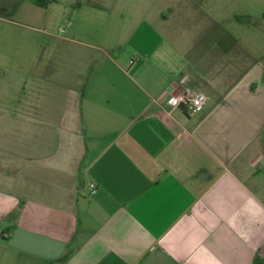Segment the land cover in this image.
Returning <instances> with one entry per match:
<instances>
[{"label":"crops","instance_id":"obj_1","mask_svg":"<svg viewBox=\"0 0 264 264\" xmlns=\"http://www.w3.org/2000/svg\"><path fill=\"white\" fill-rule=\"evenodd\" d=\"M229 1L99 0L143 20L0 91V264H264V45Z\"/></svg>","mask_w":264,"mask_h":264},{"label":"rangeland","instance_id":"obj_2","mask_svg":"<svg viewBox=\"0 0 264 264\" xmlns=\"http://www.w3.org/2000/svg\"><path fill=\"white\" fill-rule=\"evenodd\" d=\"M99 3V0H0V91L6 103L12 100L14 92L17 99L28 97L36 70L44 71V66L34 62L48 41L67 36L82 42L113 45L119 42L113 34L115 23L126 19L136 27L143 20L108 15L109 10L99 7ZM127 3L125 8L130 9L131 0ZM101 9L105 10L103 15ZM228 10H234V14L225 18L226 25L247 27L261 34L264 45V0L229 1ZM144 28L143 25L138 31ZM135 43L130 41L128 45Z\"/></svg>","mask_w":264,"mask_h":264},{"label":"built area","instance_id":"obj_3","mask_svg":"<svg viewBox=\"0 0 264 264\" xmlns=\"http://www.w3.org/2000/svg\"><path fill=\"white\" fill-rule=\"evenodd\" d=\"M206 95L202 92H197L191 95H176L172 96L169 103L172 106H180L181 104L185 106L188 112L194 113L199 112L203 109L206 102ZM90 194L95 192L96 184L94 182L89 183Z\"/></svg>","mask_w":264,"mask_h":264}]
</instances>
